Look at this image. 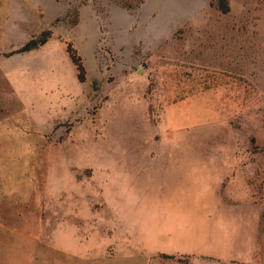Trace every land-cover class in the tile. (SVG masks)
Masks as SVG:
<instances>
[{"label": "rangeland", "instance_id": "obj_1", "mask_svg": "<svg viewBox=\"0 0 264 264\" xmlns=\"http://www.w3.org/2000/svg\"><path fill=\"white\" fill-rule=\"evenodd\" d=\"M0 264H264V0H0Z\"/></svg>", "mask_w": 264, "mask_h": 264}, {"label": "trees", "instance_id": "obj_2", "mask_svg": "<svg viewBox=\"0 0 264 264\" xmlns=\"http://www.w3.org/2000/svg\"><path fill=\"white\" fill-rule=\"evenodd\" d=\"M119 5L123 6L124 8L129 9L131 7V4H126V3H120ZM50 38V32H43L39 37L34 38L32 40H30L29 42H27L19 51L18 53H25V52H30L33 50L38 49L39 47L45 45L47 43V41ZM70 57L71 60L73 62V64L76 66V70H77V78L79 82H83L84 81V72H83V68L80 65V60L77 57H74V52L71 51L70 49Z\"/></svg>", "mask_w": 264, "mask_h": 264}]
</instances>
